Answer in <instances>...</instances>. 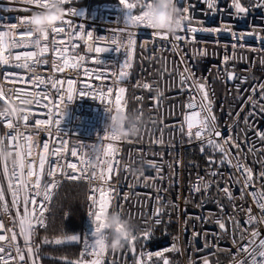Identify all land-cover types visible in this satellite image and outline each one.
<instances>
[{"label": "built area", "instance_id": "1", "mask_svg": "<svg viewBox=\"0 0 264 264\" xmlns=\"http://www.w3.org/2000/svg\"><path fill=\"white\" fill-rule=\"evenodd\" d=\"M129 2H136V0H129ZM143 2L144 0H140V3ZM241 2L248 6L252 0H241ZM121 7L120 0H69L64 4L65 11L74 8L83 14L81 17H65L72 21V26L60 37L66 42L61 47H67L66 56L70 61L74 62L80 56L85 57V60L80 62L81 67L65 69L63 72L54 71L52 68L54 54L49 51L44 56L38 57L41 61L46 60L47 64L35 65L34 73H29L27 69L16 68L14 65L18 62L14 60L10 65H0V73L5 71L17 73L29 79L33 75H39L45 80L53 77L65 81V88H67V80L71 79L76 89L93 93L112 88L113 99L118 89L123 87L126 89V92L122 94L123 102L126 104L124 111L136 113L143 118L142 130L138 136L113 142L104 138V125L111 115L105 109L111 108L115 111L114 104L109 105L106 100L102 102L99 97L93 99L91 95L82 98L77 95L72 102L65 101L66 115L61 129L67 133L64 139L68 141L69 150L77 147L81 157L85 152L90 156L91 148L79 147L82 142L89 145L100 143L103 146L111 142L116 143L120 149L115 156V161L119 163L114 162V171L110 174L111 178L107 184L102 185L99 181H93L91 185L84 181L79 182L85 185L84 217L80 231L92 229L88 217L91 203L88 195L91 187L97 188L95 193L97 198L100 195V187H104L105 190L112 189L113 198L108 211L120 212L131 222L135 233H142L146 228L153 230V235L146 244L142 239H137L135 252L127 244L118 251L107 248L103 258L104 264H137V260L141 259L142 251L145 253L143 259L147 264V252L163 251L172 244H176L180 251L164 252L170 264H189L190 260L195 264H204L205 259L208 264H236L240 260L249 264V261L245 259L247 254L239 250L248 245L253 231L260 233L256 238V244L264 239V223L246 224L249 208L252 209L253 215L259 216V209L249 193L264 192V179L257 178L258 173L264 171V164L255 162L264 159V141L259 140L251 130L257 126L264 130V119L258 115L255 118H249L248 124H245V119L252 111L249 96H252L254 101L264 104V101L259 99L261 91L258 89L255 94L252 92L253 87L264 84V63H262L264 44L259 43L254 36H246L242 41L234 39L232 32L239 36L255 30L264 35V8L250 9L246 16L236 17L232 14L234 9L231 8V0H217L214 10L209 9L204 0H187L181 7H189V15L192 17L191 27L198 29L228 27L231 31L221 30L218 33L199 31L194 34L195 41L191 40L193 34L177 32V35L186 37V42V40L175 41L172 35H169L168 40L150 36L149 32L153 30L130 29L137 32L136 44L129 60L131 67L125 69L128 75L121 79L119 77L121 67L126 59H129L125 48L121 47L120 52L110 49L98 54L99 59L104 63H94L93 58L97 54L88 52V43L91 41L86 43L85 40L78 38L79 34L73 35L75 26L83 24L86 31L92 32L93 40L101 36L106 38L100 46L113 47L111 43L113 39L118 41L122 39L119 33L113 36L116 29L124 27L120 22L123 19ZM26 8L32 10L27 11ZM35 10L37 9L24 4L23 0H0V25L4 26L2 31L8 33L12 24H18L20 18L30 16ZM141 11L140 6L133 10L134 14H140ZM23 31L24 29L15 30L13 38L20 39L19 33ZM8 42L11 44L10 39ZM234 44L235 48H233ZM240 44L245 46L240 47ZM35 50L31 47H10L5 54L7 55L10 51L14 57L25 51ZM199 50H205L207 55H197ZM225 56L229 57L227 62L224 60ZM185 67H190L200 82H204L206 78L208 91L214 100L213 112L217 117L222 136L231 135L240 145L239 149L232 147L231 144L225 145V148L231 151L233 164L236 163L235 156L239 152L241 162L253 170V184L244 190L243 194V178L227 162L220 163L222 154L214 153L209 147H205L202 153L201 141L195 138L189 140L187 136V124L184 117L194 110L199 111L200 94L191 81L188 82L190 87L184 86L182 89L180 73L184 72ZM85 70L88 71V75L85 74ZM229 72L235 73L236 79L228 80ZM99 74L102 75L97 78ZM2 79L0 75V80ZM144 84L150 85V88H144ZM86 85H90L91 88H86ZM11 87L44 90V85L34 89L28 84L13 85L4 82L6 90ZM47 91L58 100L56 92L50 85ZM158 91L163 95L157 99ZM190 102H195L197 108L194 110L187 108ZM41 103L48 102L42 100ZM26 107L31 109L33 115L27 121L29 129L25 130L21 124L20 131L26 135H33L34 140L38 141L39 147L33 148L32 156L29 158L36 160L37 166V157L42 153V144L49 143L46 173L48 165L58 159L51 155V150L59 145V141H56L54 135L49 140L47 132L39 131L35 127V121L46 119L51 105L48 108L38 105ZM256 111L259 112L258 106ZM237 113H239L238 118ZM182 127L184 131H181ZM9 132L15 134V130L8 129L6 121L0 119V137H7ZM4 143L8 145L10 141L5 139ZM15 143H23V140ZM253 145V152H248L249 146ZM256 149H262V151L256 152ZM16 150L12 149L13 152ZM64 156V159L58 161L61 165L70 162L80 166L77 158L70 155V151L64 153ZM84 158L87 159V157ZM210 158L215 163L210 164ZM105 159L103 154V158L97 161L96 167L88 166V175H91L93 171L99 175V169L104 167L102 161ZM149 162L155 167H150ZM7 168L10 175L13 165L7 163ZM4 169L5 162H0V189L4 192L10 214L0 215V220L3 221L6 229L12 228L18 233L19 229L13 220L16 210L20 213L22 211L21 214H23V204L21 203L18 209L12 207V197L8 191V179ZM212 171H215L217 175H210ZM145 177L149 179L145 181ZM200 178H203L204 182H211L206 192L203 190L204 183H200V192L193 191V186L197 185ZM44 179H47L46 175ZM56 179L61 180V184L67 181L61 176H57ZM225 187L229 188L233 199L230 200L224 194L222 189ZM59 188L55 191V195ZM124 196H127L126 201L121 199ZM158 196L161 197L160 203H157ZM53 199L49 205L50 209ZM164 204L168 207L163 210V223L155 225L152 219L153 213L157 207H162ZM173 204L175 207H172ZM49 214L50 210L46 213L47 221ZM217 220L225 223L224 230L219 228ZM0 234L3 233L0 232ZM8 235L10 236L11 233ZM36 237L35 243H37ZM17 243L22 249L24 248L23 237L17 235ZM77 244L78 255L75 261L80 259V253L84 250L83 242ZM13 255H15L14 252ZM25 257L27 260L26 252ZM93 258L86 255L84 260L87 262ZM153 264H157L155 256ZM158 264H163L162 260Z\"/></svg>", "mask_w": 264, "mask_h": 264}, {"label": "snow or ice", "instance_id": "2", "mask_svg": "<svg viewBox=\"0 0 264 264\" xmlns=\"http://www.w3.org/2000/svg\"><path fill=\"white\" fill-rule=\"evenodd\" d=\"M69 0H63V3H68ZM187 0H176V4L181 10L182 13V26L178 32H187L193 34L191 40L195 41V33L199 31L209 32V33H218L221 30L231 31L230 28H203L198 29L196 27H191L192 17L189 15V7H181L185 4ZM207 3L209 9H215L217 0H204ZM23 3L29 6L34 7L35 9H44L48 7L49 0H23ZM121 9L123 11V19L120 21L123 23L124 27L118 28L113 32V36L117 33L121 36V40L118 41L113 39L111 41L113 47L100 46L105 37H97L95 40L92 38V32L86 31L83 24H77L75 26V32L73 35L79 34L78 38L85 40L88 43V52L97 54L93 58L94 63H104L99 59L101 53H105L110 49H114L117 52H120L121 47L126 49V54L129 59H126L125 63L121 67L119 77L123 79L128 75V72L125 69L130 68L131 64L129 62L131 57V52L134 50L136 40L135 36L137 35L136 31L130 29H148L153 30L145 21V8L150 6V0H144L143 3H140V0L136 2H129V0H120ZM140 6L142 11L140 14H134L133 10ZM231 8L234 9L233 15L240 17L241 15H247L250 9L255 8H264V0H252L250 5L245 6L241 0H231ZM25 10L31 11V8H26ZM83 14L77 9H68L65 11L64 17L60 22L51 28L49 31L43 34H34L32 30L28 27L29 16L20 18L18 24H12L9 28L8 33L2 31L3 25H0V65H10L11 61L14 60L16 63L14 66L16 68L27 69L29 73H34V66L38 64H47V61H41L38 57H42L45 54L51 51L54 54V59L52 61V68L54 71L63 72L65 69H77L81 67V61L85 60L84 56H80L74 62L66 56L67 47H61L65 45V41L61 39V34L67 32L68 28L72 26V21L66 19L65 17H81ZM24 29L23 32L19 33L20 39H14L15 30ZM150 36L168 40L169 35L165 33H159L155 30L149 32ZM233 38L237 40H244L246 36H254L255 39L264 44V35H261L259 31H249L247 33H242L237 36L235 32H232ZM51 36V39H50ZM8 37V39H5ZM173 40L180 41L186 40L185 36L181 35H172ZM11 40L9 44L8 40ZM187 42V40H186ZM244 44H240V47H244ZM19 48V47H31L36 49L35 51H25L23 53L17 54L14 57L12 53L8 51L6 55L5 52L9 48ZM236 45H233L235 48ZM255 50V49H252ZM264 50V49H262ZM199 56H206L207 52L205 50H199L197 52ZM183 60V57L181 58ZM229 59L228 56H225L224 60L227 62ZM59 61V63H58ZM264 63V61H262ZM85 74L88 75V71L85 70ZM3 79L0 80V103L7 101H15L21 105H24L27 102V106L38 105L41 107L48 108L46 119H37L35 121V127L42 132L48 133V139L51 140V137L54 135L56 141H59L58 146H54L51 150V155L57 157V160H53L51 164L48 165L47 172L45 173V166L48 162L49 157V143L45 142L42 144V153L38 154V166L36 165V160L29 159L32 156V150L34 147H39L38 141L34 140L33 135L25 134L20 131V126L22 124L25 130L29 129L27 121L30 116L33 115L30 108L25 107L22 109V114L15 119L0 113V119L6 121V127L10 130L14 129L15 134L9 132L7 137H0V150L7 148L12 151L13 148L17 149L14 153L17 157V162L13 165L11 174H8L7 163L5 162V174L8 179V191L11 193L12 197V207L19 208L21 203L23 204V215L20 214V211L17 210L16 216L13 220V223L18 227L19 232L17 233L12 228H5V225L2 220H0V264H40V249L41 244L47 245L49 243H54L56 245H72L83 242L84 250L80 253V259L77 261L68 260L66 257L62 258L64 264H104L103 258L107 251V246L104 243L103 239H98L95 236V233L100 231V228L103 224V217L110 207V202L113 198L112 189L108 188L105 190L104 187L99 188V197L95 195L97 188L91 187L89 190L88 200L90 203V208L88 212V217L91 221L92 229L90 231H77L73 230L71 232L65 231L62 238L55 239L54 241H49L47 237L43 239L41 244L35 243V237L39 230L47 228V216L46 213L50 210L49 205L55 195V191L59 188L61 180H57V176L63 177L67 181L80 182L84 181L90 185L93 181H99L101 184H107L110 180V174L114 171V162L118 164V161H115L116 154L120 151L116 143H108L106 146H103V152L106 159L102 161L104 167L99 169V175L96 171H93L91 175H88V159H90L87 152L84 153V156L81 157L80 152L77 147H72L68 149V141L64 139L67 136V133L63 132L61 129V124L66 115L65 109L68 103L74 100L75 96L85 97L91 95L93 99L99 97V99L104 102L105 100L109 105L114 104L116 111H124L126 104L123 102V96L126 92V89L121 87L115 94L113 99V89L107 88L106 90H100L98 93H93L91 91H85L83 89H76L74 87V82L69 79L67 80V88L64 87L65 81L58 80L53 77H48L47 80L40 77L39 75H33L30 79L24 76H20L17 73L3 72L0 73ZM102 74L97 75V78ZM228 80L236 79L235 73L229 72L227 74ZM246 79V78H245ZM191 81L195 85L198 93L200 94V103L199 111H195L197 104L195 102H190L187 104V108L193 109L194 111L186 114L184 120L187 124V136L189 140L195 138L201 141V152L203 153L205 147H209L214 153L219 152L222 154L221 164L227 162L229 166L234 167L237 172L240 173V176L243 178V191L248 189L253 184L254 173L251 167L246 166L241 162L239 152L235 156L236 163L233 164L232 154L230 149H226L225 145L231 144L232 147L239 149L240 145L237 144L231 135L224 137L220 130L217 117L213 112L214 100L210 96L208 91L207 80L204 78V82H200V79L195 77V72L190 67H185L184 72L180 73V85L183 89L184 86L190 87L188 82ZM4 82L16 84H28L32 88H38L40 85H44V90L36 91L29 90L25 87H11L7 90L4 88ZM243 82V81H242ZM48 85L51 86V89L56 92L58 100L51 96L47 91ZM86 88L90 89V85H86ZM144 88H150V85L144 84ZM261 91L260 100L264 101V84L253 87L252 92L255 94L257 90ZM163 93L158 91L157 99L159 96H162ZM214 95V94H213ZM137 99H141L137 97ZM46 100L47 104H42L41 101ZM251 103L252 111L249 113V117H246L245 124L249 123V118H255L260 116L264 119V104H260L259 101H254L252 96L248 98ZM194 101V98H193ZM257 106L259 107V112L256 111ZM106 110H111V108H106ZM239 113H237V118ZM15 121L16 123L14 124ZM195 131L193 132V129ZM54 129V131H53ZM254 131L255 136L264 141V130L255 127L251 129ZM181 131H184L183 127ZM38 134V133H37ZM105 139H108L113 142L120 141V138L114 135H109L107 130H105ZM8 139L10 143L5 145L4 141ZM19 140H23V143H15ZM55 144V142H53ZM80 148H92L94 145H89L81 143ZM253 146H249L248 152H253ZM70 155L74 158H77L79 165L77 163L65 162L61 165L58 161L59 159H64V153L69 152ZM262 151V149H256V152ZM255 154V153H253ZM84 157H87L85 159ZM257 164H264V159L255 161ZM209 163H215L213 159L210 158ZM82 166V167H81ZM150 167H155L154 164L149 162ZM96 167V166H95ZM159 171V170H158ZM47 176L45 180L44 177ZM143 175V173H141ZM210 175L216 176L215 171L210 172ZM258 179H264V171L258 173ZM149 178L145 177V181ZM200 183H204V191L206 192L210 187L211 182H204L203 178H200L197 185L193 186V191L200 192ZM224 194L231 200L233 199L232 193L229 191L228 187L222 189ZM249 195L256 203V207L259 209V216L252 214V209H248V219L246 221L247 225L252 223H264V192L253 191ZM39 198V199H38ZM121 199L127 200V196L122 197ZM161 197H157V203H160ZM168 207L167 204H164L162 207H157L153 213L152 219L155 222V225H160L163 223L162 215L164 208ZM172 207H175L173 204ZM31 208V210H30ZM95 208V211H93ZM222 210V209H221ZM10 209L8 203L5 201L4 192L0 189V215H9ZM121 214V213H120ZM170 215V214H169ZM67 218V216L65 217ZM199 219V217H197ZM231 219V218H230ZM216 223L219 225L221 230L225 229V223L222 220H217ZM8 233H11L9 236ZM17 235L23 237L24 248L17 243ZM153 235L152 229H145L142 233H135L133 230V235L131 238H125L126 244L135 252V242L137 239H142L145 244L150 240ZM251 239L248 241V245L241 248L239 251L246 253L245 259L249 261V264H264V239L259 241V244H256V238L259 237L260 233L258 231H253L251 234ZM254 245V246H253ZM251 247V250L249 248ZM165 251L179 252L180 249L176 244H172L170 247L165 248L163 251L157 250L155 252L149 251L146 253L147 264H153V257H156L157 264L162 260L163 264H170V261L167 257L164 256ZM13 252L15 255H13ZM25 252L27 255V260L25 257ZM86 255L93 256L94 258L91 261H85L84 257ZM141 259L137 260V264H145L143 257L145 253L142 251ZM189 264H195L191 261ZM204 264H208L207 259L204 260ZM236 264H245L244 260L236 262Z\"/></svg>", "mask_w": 264, "mask_h": 264}, {"label": "clouds", "instance_id": "3", "mask_svg": "<svg viewBox=\"0 0 264 264\" xmlns=\"http://www.w3.org/2000/svg\"><path fill=\"white\" fill-rule=\"evenodd\" d=\"M65 8L63 0H49L48 7L35 10L29 16L28 27L34 34H43L56 26L63 19ZM145 21L159 33L175 35L182 26V13L176 0H150V6L145 8ZM27 102L21 105L15 101L0 103V113L13 119L22 114ZM111 113L108 122L104 125L109 135L120 139L136 137L141 133L143 118L136 113L126 111L106 110ZM103 145L97 143L91 148L88 166L95 167L98 160L103 158ZM0 162L14 165L17 162L16 154L4 148L0 150ZM133 225L118 211H107L103 217L100 231L95 233L96 238L103 239L107 248L114 251L122 249L126 244V237L133 235Z\"/></svg>", "mask_w": 264, "mask_h": 264}, {"label": "trees", "instance_id": "4", "mask_svg": "<svg viewBox=\"0 0 264 264\" xmlns=\"http://www.w3.org/2000/svg\"><path fill=\"white\" fill-rule=\"evenodd\" d=\"M85 185L79 182H63L51 204L47 228L37 233V244L47 237L49 241L62 238L65 231H80L84 217ZM67 216V218H65ZM78 244L56 245L41 244L40 264H64L62 258L75 261Z\"/></svg>", "mask_w": 264, "mask_h": 264}, {"label": "rangeland", "instance_id": "5", "mask_svg": "<svg viewBox=\"0 0 264 264\" xmlns=\"http://www.w3.org/2000/svg\"><path fill=\"white\" fill-rule=\"evenodd\" d=\"M16 212H17V210L15 211V213H16ZM21 213H22V211H21ZM21 213H20V214H21ZM21 215H23V214H21ZM35 242H36V241H35Z\"/></svg>", "mask_w": 264, "mask_h": 264}]
</instances>
